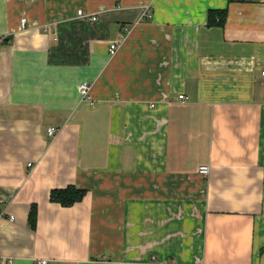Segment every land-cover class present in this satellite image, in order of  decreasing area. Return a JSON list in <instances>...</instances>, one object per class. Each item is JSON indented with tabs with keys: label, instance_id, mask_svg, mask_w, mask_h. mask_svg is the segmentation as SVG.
<instances>
[{
	"label": "crops",
	"instance_id": "crops-1",
	"mask_svg": "<svg viewBox=\"0 0 264 264\" xmlns=\"http://www.w3.org/2000/svg\"><path fill=\"white\" fill-rule=\"evenodd\" d=\"M263 69L264 0H0V259L264 264Z\"/></svg>",
	"mask_w": 264,
	"mask_h": 264
},
{
	"label": "trees",
	"instance_id": "trees-1",
	"mask_svg": "<svg viewBox=\"0 0 264 264\" xmlns=\"http://www.w3.org/2000/svg\"><path fill=\"white\" fill-rule=\"evenodd\" d=\"M233 1V0H229ZM227 16L226 9L209 10L207 14L208 25H218L223 27ZM86 194L85 189H78L73 185L64 188L52 189L49 193V201L59 204L62 207H71L80 202ZM37 219V205H32L28 215V223L31 228L35 227Z\"/></svg>",
	"mask_w": 264,
	"mask_h": 264
},
{
	"label": "built area",
	"instance_id": "built-area-1",
	"mask_svg": "<svg viewBox=\"0 0 264 264\" xmlns=\"http://www.w3.org/2000/svg\"><path fill=\"white\" fill-rule=\"evenodd\" d=\"M77 16L79 18L88 19L90 21H96V19H97L95 16L85 15L83 13V11H81V10L77 11ZM20 24H21V28H25V19H21V23ZM126 32H127V29H124L123 33L118 36V38L115 40V42H113V43H111L109 45V53L111 55H114L116 53V51L118 50V47L121 44L122 40L124 39V35L126 34ZM261 74L264 75V69L261 71ZM89 89H90V86H89L88 82L83 81V82H81L79 84V86H78V94H79L81 102L89 103V104L92 103L91 97H90V94H89ZM178 98H179V100H182V101H186L187 100V98L184 97L183 95H179ZM57 132H58V130L53 128V127H48L46 129V134L49 137H55ZM28 166H31V164H28ZM198 171L202 175H207L209 173V167L207 165L206 166H201V167H199ZM10 219L13 220V217H11ZM9 262L10 261H5L4 259H0V264H5V263H9ZM45 263H46V261H39V264H45Z\"/></svg>",
	"mask_w": 264,
	"mask_h": 264
}]
</instances>
